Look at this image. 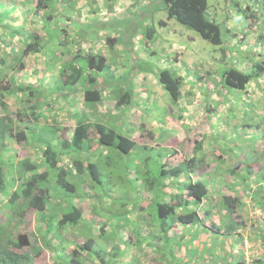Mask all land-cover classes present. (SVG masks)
<instances>
[{
  "label": "trees",
  "instance_id": "16d2710c",
  "mask_svg": "<svg viewBox=\"0 0 264 264\" xmlns=\"http://www.w3.org/2000/svg\"><path fill=\"white\" fill-rule=\"evenodd\" d=\"M74 1L78 4L70 6ZM118 1L115 3L122 4ZM159 1L164 3L161 8L170 20L198 32L212 44L224 42L227 30L210 17L208 0ZM103 3L104 6L93 8V2L88 0H0V264H36L35 257L43 248L56 257L51 264H132L133 259L143 264L144 260L156 259L149 256L148 251L159 250L160 241H164L161 245L164 248L156 256L162 264H264V165L261 163L264 159V124L256 122V127L262 126L257 134L263 143L258 148L261 154L252 146L250 152L253 155L234 162L229 158L234 156L232 148L227 155L229 160H222L219 155L215 161L206 155L209 161L206 165L200 157L204 138L194 142L190 155L180 156L174 147L167 149L157 143L153 145L156 136L152 132H146V141L137 144L107 127L102 118L96 116L98 109L92 107L114 100L116 106L129 105L132 94L125 80L119 81L117 86L107 82L113 60L106 54V49L116 45V38L115 32L101 36L100 31L103 28L111 30L115 25L107 17L114 15L117 6ZM137 4L134 0L133 5ZM248 6L246 8L250 9ZM99 13L107 21L94 23ZM164 17L158 29V23L154 22L140 27L139 32L144 34L140 39L142 45L152 41L143 48L152 49L153 40L160 37L159 27L166 24ZM157 18L160 19L155 15L154 19ZM43 61H50L52 69L44 67ZM31 62L42 66L51 84L52 76L56 74L53 87L43 85V80L38 78L33 83L24 81L27 73L38 76L37 69L29 71ZM252 63L255 70L261 71L264 67L263 61L250 59L248 64ZM179 72L167 65L156 72L158 84L175 102L180 99L184 84ZM216 80L217 84L224 82L228 87L246 92L251 75L231 68L224 72L222 80L218 77ZM43 86L46 92L42 91ZM50 95L53 96L51 100ZM77 103H80L79 108H76ZM79 110H84L85 115H78ZM46 112L54 117L64 113L65 118L61 122L56 119L51 123L44 122L42 116ZM72 113L79 123L75 122L77 125L70 138L66 135L70 129L62 124L71 120ZM46 126L54 128L49 137L57 131L59 147L53 148L49 141L42 148L34 147L36 142L28 135L41 133ZM91 143L97 147L88 151ZM155 147L159 149L158 160H163L157 175L170 187L168 200L157 203L155 210L151 203L142 207V213L146 215L143 217L144 228L141 226L143 233L132 243L139 247L130 251L129 262L125 256L120 259L126 252L121 248L124 244L119 246L112 236L106 237L107 222L96 220L95 235L90 237L80 226L85 215L91 216L90 202L94 201V193H99L96 188H103L99 161L110 155L103 154L105 149L106 152L124 154L137 151L135 159H140L142 165L147 158L153 157L143 149L153 151ZM176 153L181 159L176 160ZM64 154L70 158L69 163L62 161ZM218 160L223 164L229 161V164L221 168ZM213 162L216 167H209ZM10 167H13L12 174L8 170ZM19 168L23 170L20 177L15 174ZM55 173L58 184L70 193L83 188L85 182L90 185L86 192L92 191V196L81 203L87 201L85 207L81 201L55 199L58 194L48 185V177ZM256 211L260 214L256 215ZM31 218L35 223L34 231L17 235ZM54 223L56 228H52ZM49 229H55L56 236L69 230L72 238L75 232L79 241L73 240L76 245L69 253L56 251L62 250L69 240H59ZM248 229L251 234L246 232ZM247 235L254 236L259 242L261 253L258 247H253L250 254L244 253ZM128 238L131 240L130 236ZM197 241L203 248L194 246ZM193 251L201 252V258L197 259Z\"/></svg>",
  "mask_w": 264,
  "mask_h": 264
},
{
  "label": "rangeland",
  "instance_id": "374dc122",
  "mask_svg": "<svg viewBox=\"0 0 264 264\" xmlns=\"http://www.w3.org/2000/svg\"><path fill=\"white\" fill-rule=\"evenodd\" d=\"M88 1L93 2V8L104 6V1L107 2V5L114 4L113 7L117 6L114 16L107 17L109 22L114 23L115 25L112 26L111 30L103 28L100 31V35H110L111 32H117L122 36V38H125L127 30L123 27L125 18L128 20L125 13H130L128 10L130 5H133L134 0H119L122 4L115 3V0H97L100 4H97L95 0ZM150 2L154 3V8L152 7L153 12L157 10L162 11L156 13V16L160 18H163L164 16L168 17L167 13L162 10L165 6L164 3L159 0H151ZM75 3L78 4V2L74 1V3H70V6H74ZM208 3L210 17L220 23L222 27L227 30L224 32V42L222 44H212L203 39L198 32L185 27L174 20L171 26V29H174L172 32L175 34L173 37L168 34L167 30L160 29L159 33L161 35L163 34V37L169 40V46L172 49L171 52H173V55L179 56L174 58L172 57V59H170L165 55L164 61L160 62L159 60L162 57L164 49L161 50L153 47L151 50L152 55H150L148 60L144 62V66L146 65V68H151V65H154L155 75L158 68H162L166 65L175 67L176 70H180L182 72L177 74L182 78V83H184L183 86H192V90L197 92L195 93V96L189 100V95L181 94L184 98L182 105L184 106L186 112L181 111L180 105L172 107V110H166V106H163V98L160 99L161 102L150 106L149 114L154 115V113H157L163 123H167L169 126H158V124H155L154 126H150L149 129L148 127L146 128L151 130L149 132L153 131L155 133L157 138L156 141L160 138L158 143L163 148L166 146H169L166 147L167 149L174 147L177 149L180 156L190 155L193 150L194 142L204 138L205 143L202 146V154L200 156L203 165H206V162L209 164L206 155L210 156V158L215 161H217L216 157L219 155L222 156V160L224 158L229 160L230 158L232 161L234 159V162L237 160L239 161L244 157L248 158L253 155V152H250L252 146L254 147V151L261 154V151H259L258 148L263 146V143L258 140L257 134L258 131L261 130L262 126L260 125L259 127H256V122H262L264 124V67L261 71H258L252 68L253 63L251 65L248 64L250 59L263 61L264 64V0H208ZM107 5H105V7H107ZM246 5H249L250 7H248L250 9H247ZM237 8L242 10L239 11ZM114 19L116 22H114ZM94 20L95 23L98 22V20L104 21L106 19H104L99 13ZM107 23L104 25H107ZM157 26H159V24H157ZM91 33L89 34L91 35ZM14 42L16 43L17 41L14 40ZM4 46L8 47L7 44H4ZM126 55L129 56L130 53ZM180 58L181 67H179L178 62V59ZM32 62L29 64V71L37 69L38 76L34 77L35 75L33 76L27 73L24 81L26 82L29 80L33 83L38 78L43 80V85L49 84L51 79L46 78V73L41 69L42 66L38 67ZM43 62L44 67L52 69L50 61ZM134 67H136V64L135 66H132V70ZM231 68L243 70L251 75V81L248 88L245 90L246 92L228 87L224 82L217 84L218 81L216 80V77L222 80L224 72L230 70ZM138 74H140V71H138ZM141 75L143 74L141 73ZM140 77L141 76L138 75L136 80L142 82V78ZM140 82H136L135 85H140ZM219 82L221 81L219 80ZM153 84H155V82L152 83V80H147L148 86H152ZM206 86L209 88L212 86L213 88H211L210 91L206 88ZM44 90L46 92L45 86L42 87V91ZM130 91L131 93L138 94L140 97L143 95L136 87H133ZM145 94L149 97L156 96L153 89H148V93ZM49 97L50 100L53 98L51 95ZM154 99L155 98L152 100ZM180 100L181 99L176 102H179ZM195 100L200 102V106L203 111L205 107H208V105H212L213 108L210 109L211 111L206 110L203 112L202 116L200 117L199 115V118H195L194 121L192 118H189V123L193 122V124H189L190 126L187 128L188 123L184 125L185 118H188L192 115V113L186 108L189 106V101ZM9 101L12 102L11 100ZM80 103L76 104V108H79L78 106H80ZM137 103L138 100H135L132 96L131 106L136 105ZM125 105L122 103L121 106H116V102L114 100V102L110 104L109 109L98 110L96 116L98 118H102L103 122L107 124V127L114 129L119 134L135 140L137 144H142L143 141H146L144 139L146 138L145 136L147 133H136V129L130 119L131 112ZM85 113L86 112L84 110H79L78 115H85ZM165 113H168V116H165ZM205 113L208 114L206 119ZM182 117L184 118L182 119ZM42 118L44 122L45 120H48L51 123V121L53 122L55 119L57 122H61L64 120L65 114L60 113L59 116L54 117V115L46 112ZM173 124L175 125L174 127H172ZM179 124L181 127L177 126ZM38 127L40 128L41 126L39 125ZM183 129L185 130L184 132H182ZM53 131V127L46 126L41 130V133L37 132L33 135L29 134L28 136H31L36 142L35 144L33 143L35 148H39L37 145L42 148L47 143L46 141L51 142L53 148H55V146L59 147L60 144L57 141L58 136L56 135L57 131L55 130L54 134L49 137ZM203 131H205L204 135L202 134ZM209 132H212V136H210L211 134H209ZM155 143L157 142L154 141L153 145H155ZM96 147L97 145L95 143H91L88 144L87 150L92 151ZM232 148H234V151H232L234 152V156L231 155L228 158L227 155L229 150ZM109 151L110 152H106L105 149L103 154L110 155L108 157L105 155L99 161L102 166L101 169L103 170L102 178L104 183L103 188H96L99 193H94V201H91L92 203L90 202V205L92 206L90 207L92 209V218H90V215H85V220L82 221L80 227L84 229V234L90 237L95 235V231L97 229L94 227L96 220L99 222H107L105 225L107 226L105 229L106 237L112 236L119 246L124 244V247L121 248H123L126 252H123L120 259L122 256H125L127 257V260L131 262L128 258L130 251L134 249L138 250L137 248L139 247H135L136 245H133L132 243L136 242L138 238L141 237V233H143L141 226L143 225V217L145 218L146 215L142 213V207H146L149 203H151L152 209L154 208L155 210L157 203L168 200L167 191L169 192L168 188L170 187L168 183H166L165 179H162L157 175V171L161 166L160 164L163 163L162 159L158 160L157 158L156 153L159 151L157 147H155L153 151L151 149L147 151L143 149L144 153L149 152V156L152 154L153 157L151 156L147 158L146 161H144L145 163L143 162L142 165L139 164L140 159H135L138 155L137 151L131 152L130 154L120 152L114 153L115 151ZM161 152L164 153V150L161 149ZM85 153L87 154V152ZM179 155L176 153V160L180 158ZM69 160L70 158L64 154L62 161L65 163ZM217 163H219V167L222 168V166L229 164V161H227L226 164H223V161L221 162L218 160ZM261 163L264 165L263 158L261 159ZM147 167L148 170L146 171ZM209 167L215 168L216 164L213 162ZM8 170L12 174L13 167L8 168ZM110 171L114 172L110 173ZM15 174L20 177L23 175V170L19 168L16 170ZM48 180V185H50L55 194H58L55 199H67L74 201L75 203L81 201V204L83 203V199L86 197L90 198L92 196V191L90 193L86 192L87 189L90 190V185L86 182L83 188H79L76 192L70 193L66 189H62V185L58 184L56 173L54 175L50 174ZM165 184L166 186L164 187ZM8 185H10V182ZM218 189H216V191ZM226 191L227 190L224 189V192ZM86 202L87 201H84V204L81 205L85 207L87 205L85 204ZM257 214H260L259 211H256V215ZM34 224L35 223L32 218L29 219L18 230L17 235H19V233H32L34 231ZM111 226L113 228H110ZM53 227L56 228L55 223L52 228ZM246 232L251 234L250 232L252 231L248 229ZM50 233L55 235L56 230L52 229L50 230ZM69 235V230H63L62 235H55L56 237H59V240L68 238L70 241L66 244L64 242V248H60H63L62 250L56 251L69 253L71 248L75 247L76 244H74L73 240L79 241V238L77 237L78 234L73 232V238ZM43 236H45V234ZM128 236H130L131 240H129ZM95 238L98 241V236ZM163 242L164 241H160L158 244V246L161 247L159 250L164 248L161 246L164 245ZM198 242L199 241L195 242L194 244L197 245L194 246L203 248L199 245L201 243ZM145 244L146 245H144V247L147 248L148 245L146 241ZM243 245V251L246 254H250L253 247H258V252H262L259 248V242L255 241L254 236L247 235ZM206 248L208 247L206 246L205 249ZM159 250H149V256H155L156 259L148 262L144 260L143 264H162L156 256L160 255L158 252ZM193 253L197 254L195 251H193ZM35 254L36 253H33L34 256ZM179 254L182 255L183 252H180ZM203 254L206 255V253ZM200 255L201 252L197 254V259L201 258ZM54 260H56L54 254L51 252L49 253L44 248L43 251H40L37 257H35L36 264H51ZM139 263L134 259L132 260V264Z\"/></svg>",
  "mask_w": 264,
  "mask_h": 264
},
{
  "label": "crops",
  "instance_id": "0c3cea01",
  "mask_svg": "<svg viewBox=\"0 0 264 264\" xmlns=\"http://www.w3.org/2000/svg\"><path fill=\"white\" fill-rule=\"evenodd\" d=\"M136 1L138 3L137 5H132V6L130 5L129 7L128 11L131 14L125 13V15L128 17V20H126L125 18L124 27H123L124 29L127 30V34L125 38H122L120 34L115 32L114 37L116 38V41L114 44L116 45H114L113 48L106 49V54L110 57V59L113 60L112 69L111 71H109V74L107 76V82H109V84H113L114 86L115 85L117 86L119 81L121 83L122 79L124 77H127V78H124L123 80L127 82L125 85L128 86V90L130 91L133 87H136L137 90L143 94L140 97L136 93L135 94L131 93L134 99L138 100V103L136 105L131 106L132 104V98H131V102L129 103V105H125L128 107V110L131 112L130 119L137 133V132H149L151 131V130H148L149 127L154 126L155 124H158V126L159 125L166 126V127L169 126L167 123H163L162 119L158 116L157 113H154V115L149 114V107L157 104L158 102H161L160 99L162 98L164 99L163 106H166L165 107L166 110L167 109L172 110V107H177L178 105H180L181 111L186 112L184 106L182 105V102L184 101V98L182 97V95H189L190 96L188 97V100H189L190 98H193L195 96V93L197 92L192 90V86L191 87L183 86L182 93H181L182 95L180 97L181 100L179 102H175L173 101L171 97L167 95L166 91L158 84L157 76L155 75V72H154L155 70L154 65H151V68L150 67L146 68V65L144 66V62L148 60L150 55H152V51H151L152 49H145L143 47L146 45L148 46L150 42L152 41L148 42L146 45L144 44L143 46L142 43L140 42V39H142L144 34H141L139 32V29L140 27L145 28L148 25L150 26V24L153 22L159 24L161 18L160 19L157 18L158 20L154 19L155 14H153V10H152L154 8L153 7L154 3L150 2L151 0H140V1L136 0ZM163 20L166 23L164 25L168 27L167 28L168 34L173 37L175 34L172 32L174 29H171V26L174 20H170L169 17H164ZM157 29H158V26H157ZM160 29L164 30L163 27L161 26L159 27V30ZM153 41L155 42L152 44V48L154 47V48L161 49V50L164 49L161 59L160 60L157 59L160 62L164 61L165 55L167 58H170V59H172V57L174 58V57L179 56V55H176V56L173 55V52H171L172 49L169 46L170 42L167 38L163 37V34L162 35L160 34V37L157 39H154ZM166 46H169V47H166ZM129 53L130 55L127 56L126 54H129ZM178 62H179V67H181V58L178 59ZM135 64H136V67H134V69L132 70V66H135ZM138 71H140V74H138ZM141 73L143 75H141ZM180 73L182 72L180 71ZM138 75L141 76L140 78H142V82L136 80ZM52 77H54V80H55L56 74H54ZM54 80L52 79V84L49 83V85L51 84L50 87H53ZM147 80H152V83L155 82V84H153L152 86H148ZM136 82H140V85L136 86L135 85ZM206 88L210 90L213 87L210 86L209 88L208 86H206ZM148 89H153L154 94H156V96L149 97L148 95H146L145 93H148ZM153 98L155 99L152 100ZM112 103L113 102L111 101L110 102L106 101L104 103L94 105L92 109H96V110L97 109L98 110L109 109V106ZM212 108H213L212 105L210 106L208 105V107H205L203 111L200 106L199 101H196V100L189 101V106L186 109L189 110L192 113V115H190L188 118L187 117L185 118L184 125L188 123L187 128H189L190 126L189 124H193V122L189 123V118H192L194 121L195 118H199L198 117L199 115L201 117L203 112H205L206 110H210ZM70 115H71V120L63 122L62 126H65L67 127V129H70L67 131L66 135L71 138L70 133H73L75 126L77 125L75 124V122L76 121L77 123L79 122L75 114L72 113ZM207 115L208 114L205 113V119L207 118ZM165 116H168V113H165ZM183 118L184 117H182V119ZM174 126L175 125L173 124L172 127ZM177 126H180V124ZM146 127H148V129ZM184 131L185 130L183 129L182 132ZM204 132L205 131L202 132L203 135H204ZM152 133L155 135L153 131ZM210 136H212V134ZM159 140L160 138L158 139V141ZM158 141H156L157 144L161 146L158 143ZM166 147H169V146H166Z\"/></svg>",
  "mask_w": 264,
  "mask_h": 264
},
{
  "label": "clouds",
  "instance_id": "9594fccd",
  "mask_svg": "<svg viewBox=\"0 0 264 264\" xmlns=\"http://www.w3.org/2000/svg\"><path fill=\"white\" fill-rule=\"evenodd\" d=\"M167 28H168L167 26H163V29H164V30H167ZM135 142H136V141H135Z\"/></svg>",
  "mask_w": 264,
  "mask_h": 264
}]
</instances>
